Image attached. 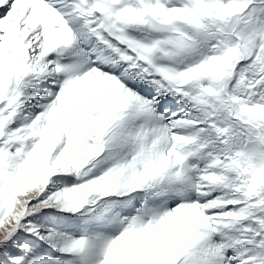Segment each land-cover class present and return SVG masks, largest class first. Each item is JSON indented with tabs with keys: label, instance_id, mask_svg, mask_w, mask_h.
<instances>
[{
	"label": "snow or ice",
	"instance_id": "obj_1",
	"mask_svg": "<svg viewBox=\"0 0 264 264\" xmlns=\"http://www.w3.org/2000/svg\"><path fill=\"white\" fill-rule=\"evenodd\" d=\"M0 264H264V0H0Z\"/></svg>",
	"mask_w": 264,
	"mask_h": 264
}]
</instances>
